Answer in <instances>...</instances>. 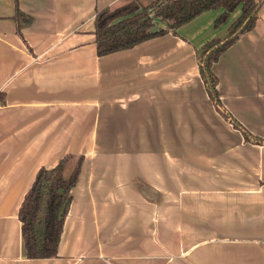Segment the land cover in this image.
Listing matches in <instances>:
<instances>
[{
	"label": "crops",
	"instance_id": "obj_1",
	"mask_svg": "<svg viewBox=\"0 0 264 264\" xmlns=\"http://www.w3.org/2000/svg\"><path fill=\"white\" fill-rule=\"evenodd\" d=\"M17 1L33 22L21 37L16 0H0V264H264V144L217 111L197 62L242 7L99 56L96 12L122 0ZM212 68L223 104L264 139V3ZM69 153L85 159L57 256L28 258L21 204ZM134 159L147 172L131 184Z\"/></svg>",
	"mask_w": 264,
	"mask_h": 264
},
{
	"label": "trees",
	"instance_id": "obj_2",
	"mask_svg": "<svg viewBox=\"0 0 264 264\" xmlns=\"http://www.w3.org/2000/svg\"><path fill=\"white\" fill-rule=\"evenodd\" d=\"M264 0H127L96 12L95 34L99 56L132 48L147 40L178 28L211 9L223 8L216 25L225 22L239 6L241 15L229 26L226 36L209 40L198 53L199 71L209 97L217 111L240 130L251 143L264 144V139L249 131L223 104L219 78L213 64L239 37L251 31L259 18ZM142 11H139L140 8ZM152 10V12H151ZM16 32L23 37V29L33 18L25 13L16 0L13 16ZM84 155L69 153L51 168L41 167L25 195L19 210L22 234L28 258L57 256L65 219L84 162Z\"/></svg>",
	"mask_w": 264,
	"mask_h": 264
},
{
	"label": "rangeland",
	"instance_id": "obj_3",
	"mask_svg": "<svg viewBox=\"0 0 264 264\" xmlns=\"http://www.w3.org/2000/svg\"><path fill=\"white\" fill-rule=\"evenodd\" d=\"M126 1L127 0H122L119 4H122V3L126 2ZM142 10H143V8L141 7L139 9V11H142ZM151 12H152V10H151ZM109 148H110V146H101V150L100 151H101V153H109V151H110ZM147 148L151 152H154V153L157 152V149H156L157 146H148ZM120 162H118V164H116V167L119 168V169L121 168V163ZM125 162L127 163V167L126 168H123V169L128 170L127 179L128 180L130 179V183L131 184H134V179L135 178L136 179L145 178L143 176V174H145L147 172L146 165H145L146 163H144L143 161H141V163H143V165H144V168H142V167L139 168L138 164L135 162V159L134 160H131V161H125ZM153 167L156 168L157 165H154ZM162 168L163 167H162V163H161V169ZM168 178L169 177L167 176L166 179H168ZM161 179H163V178H161Z\"/></svg>",
	"mask_w": 264,
	"mask_h": 264
}]
</instances>
